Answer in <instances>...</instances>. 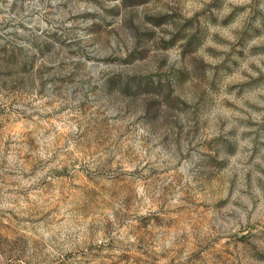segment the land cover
Returning a JSON list of instances; mask_svg holds the SVG:
<instances>
[{"label": "rangeland", "instance_id": "obj_1", "mask_svg": "<svg viewBox=\"0 0 264 264\" xmlns=\"http://www.w3.org/2000/svg\"><path fill=\"white\" fill-rule=\"evenodd\" d=\"M0 264H264V0H0Z\"/></svg>", "mask_w": 264, "mask_h": 264}]
</instances>
